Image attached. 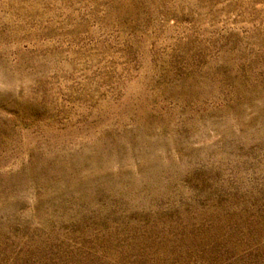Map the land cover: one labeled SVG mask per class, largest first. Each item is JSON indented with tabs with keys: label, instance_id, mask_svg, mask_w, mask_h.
<instances>
[{
	"label": "rangeland",
	"instance_id": "374dc122",
	"mask_svg": "<svg viewBox=\"0 0 264 264\" xmlns=\"http://www.w3.org/2000/svg\"><path fill=\"white\" fill-rule=\"evenodd\" d=\"M0 264H264V0H0Z\"/></svg>",
	"mask_w": 264,
	"mask_h": 264
}]
</instances>
